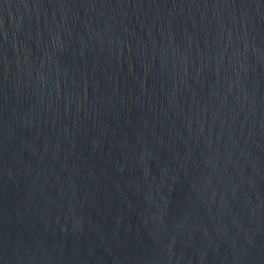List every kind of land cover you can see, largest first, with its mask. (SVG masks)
<instances>
[{"label":"water","instance_id":"95a60500","mask_svg":"<svg viewBox=\"0 0 264 264\" xmlns=\"http://www.w3.org/2000/svg\"><path fill=\"white\" fill-rule=\"evenodd\" d=\"M0 264H264V0H0Z\"/></svg>","mask_w":264,"mask_h":264}]
</instances>
